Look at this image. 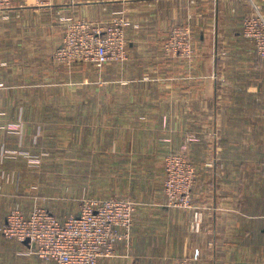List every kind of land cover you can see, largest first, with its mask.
Returning a JSON list of instances; mask_svg holds the SVG:
<instances>
[{
	"label": "crops",
	"instance_id": "0c3cea01",
	"mask_svg": "<svg viewBox=\"0 0 264 264\" xmlns=\"http://www.w3.org/2000/svg\"><path fill=\"white\" fill-rule=\"evenodd\" d=\"M249 8L247 0H13L0 9V264H54L2 233L14 207L29 214L38 204L35 181L25 180L38 173L77 179L60 186V199L43 198L59 217L78 212L84 197L136 201L130 238L98 264H264V59L242 36ZM119 14L127 19L123 63L69 69L54 60L73 19ZM174 27L195 35L196 58L165 52ZM53 97L65 152L58 168L38 169L33 160L49 142L31 131L53 133L41 115ZM14 128L30 137L5 132ZM69 139L80 148L73 156ZM178 149L197 170L188 208L169 205L165 192L164 159Z\"/></svg>",
	"mask_w": 264,
	"mask_h": 264
},
{
	"label": "built area",
	"instance_id": "2783aa9c",
	"mask_svg": "<svg viewBox=\"0 0 264 264\" xmlns=\"http://www.w3.org/2000/svg\"><path fill=\"white\" fill-rule=\"evenodd\" d=\"M46 4L47 0H30ZM250 8L242 22V36L251 41L255 52L264 59V11L259 0H247ZM13 0H0V9L10 7ZM127 19L124 15L109 20L90 21L76 17L66 27L63 38L54 49V60L67 66L93 63L100 68L109 62L123 63L128 59L126 37ZM190 46L188 27H174ZM172 46V49L169 47ZM181 46V45H180ZM191 47V46H190ZM184 51L192 50L183 47ZM170 53L186 55L171 39ZM165 192L167 202L174 207H192L197 170L185 151H172L165 156ZM136 201L119 196L85 197L80 209L66 217H59L45 206L34 207L26 214L14 207L7 217L2 233L19 242L29 239L31 252L39 259L54 264H98L101 257L113 255L120 241L128 240L134 227ZM203 212H194L192 227L199 231ZM181 264H187L186 260Z\"/></svg>",
	"mask_w": 264,
	"mask_h": 264
},
{
	"label": "rangeland",
	"instance_id": "374dc122",
	"mask_svg": "<svg viewBox=\"0 0 264 264\" xmlns=\"http://www.w3.org/2000/svg\"><path fill=\"white\" fill-rule=\"evenodd\" d=\"M212 13H214V10H212ZM99 21H103V20H99ZM106 21V20H105ZM214 25V24H212ZM179 31L177 32H174V33H170L165 41V44H164V50L167 54H170V52H168L169 50H167V45L169 43V41L172 39L173 40V43L178 45V48L181 47V49L184 51L183 47L186 46L187 48H191L192 50H189V51H184L186 54H188V52L190 53L191 55V59H194L196 58L197 54H199L200 52L198 50H196L195 48V35H191V38H190V46L189 44L187 43V39L186 38H182L184 35L183 34H178ZM223 35V34H222ZM181 45V46H180ZM171 49H172V46H169ZM181 52L182 51H179L178 54L176 55V53L174 54V58H178V57H184V58H187L189 59L188 56L186 55H181ZM53 55H54V51H53ZM169 56V55H168ZM90 64H93V63H90ZM76 65H79V64H76ZM94 65V64H93ZM75 66V65H74ZM74 66H66L67 68L69 69H74L73 67ZM95 66V65H94ZM105 66V65H104ZM104 66L100 67L99 69H102ZM80 77H77L76 79H70L69 80V83L67 84L69 88L71 89H77L80 85ZM52 81H56L55 80V77H54V73H52V76H51V82ZM102 81V79L99 80V82ZM52 86H55V88H59V84H56V82H52L51 84ZM50 86V87H52ZM66 101H68V105H71L73 106L74 104H76L75 102H73L74 100H77L76 98H69V99H65ZM36 104L37 106L39 105H42L40 104L41 102H39V99L36 100ZM58 101L59 99L56 98V97H53L51 98V102H48L46 103V109L44 110L43 108H41L43 111H42V114L43 116H46L48 118H50V121H49V129L52 128V131L53 133L49 136H44L48 133H46L45 131L43 130H35V131H31V132H34L35 134V139L38 140V138H41L43 137V139H45L44 141H47L49 142L48 144V147H47V152L44 150L42 152V155L41 157H35V160H33L35 164V166L38 168V169H41V167H43L44 169H50V168H58L59 166V158H60V153H64V149L63 147H60V139H59V125L61 122H59V118L58 117H61V109L58 108ZM68 112H71V111H68ZM45 114V115H44ZM42 116V117H43ZM54 117H57L58 119L54 121ZM36 118L40 119L38 115H36ZM62 118V117H61ZM38 127H45L43 125V122L40 120H36V128ZM5 132H9V135H13V133L15 134V136H19L20 139H27V137L29 138L30 137V134L27 135L26 131L24 130H20V129H10V131H6ZM32 137V136H31ZM71 142V139H69L67 141V145H68V154H70L69 156H73L75 155L76 153V150H80L79 147H72V142ZM63 149V150H60V149ZM28 150V149H27ZM27 150H22L21 153L25 155L28 154L29 151ZM185 151L184 149H178V150H175V151ZM31 151V149H30ZM172 152V151H171ZM32 153L29 152V154ZM41 153V152H39ZM39 153H36V154H39ZM170 153V152H169ZM186 153V151H185ZM39 155V156H40ZM58 163V165L54 166V164ZM164 170H165V166H164ZM53 173V172H52ZM54 174V173H53ZM39 175V173H38ZM36 176V177H30L29 178H26L25 180H27L26 182L28 181H35V184H36V193H37V196L35 198V202L38 203L36 205H34V207L36 206H45V207H48L46 205H42L43 204V198H49V197H53L54 199L58 198L60 199L61 198V189H60V186L62 185H65V183H68L71 181L73 182H76L77 179L73 178V177H70L69 179H65V178H59V175L57 174L56 176L57 177H54L52 174H46V177L42 178L40 176ZM23 180V179H22ZM80 180H83L85 182V179H80ZM87 181L89 182V180L87 179ZM96 183L98 185V187H100V185H103L105 182H104V178H96ZM69 184V183H68ZM90 187V186H88ZM52 198V199H53ZM85 198V197H84ZM135 201V200H134ZM49 208V207H48ZM73 213H76V212H73ZM187 261V259H184ZM188 264V263H187Z\"/></svg>",
	"mask_w": 264,
	"mask_h": 264
},
{
	"label": "trees",
	"instance_id": "16d2710c",
	"mask_svg": "<svg viewBox=\"0 0 264 264\" xmlns=\"http://www.w3.org/2000/svg\"><path fill=\"white\" fill-rule=\"evenodd\" d=\"M259 58H261L259 55H257ZM82 65H85V64H83V63H81ZM81 64H79V65H75L73 68H81V67H79Z\"/></svg>",
	"mask_w": 264,
	"mask_h": 264
},
{
	"label": "water",
	"instance_id": "95a60500",
	"mask_svg": "<svg viewBox=\"0 0 264 264\" xmlns=\"http://www.w3.org/2000/svg\"><path fill=\"white\" fill-rule=\"evenodd\" d=\"M25 242L28 243L29 242V239H27Z\"/></svg>",
	"mask_w": 264,
	"mask_h": 264
}]
</instances>
